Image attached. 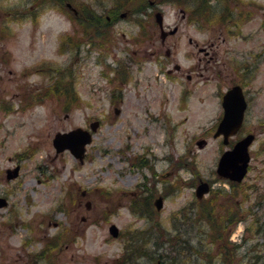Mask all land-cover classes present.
I'll return each mask as SVG.
<instances>
[{
	"label": "rangeland",
	"instance_id": "374dc122",
	"mask_svg": "<svg viewBox=\"0 0 264 264\" xmlns=\"http://www.w3.org/2000/svg\"><path fill=\"white\" fill-rule=\"evenodd\" d=\"M117 1L0 0V197L7 202L0 264H117L125 239L135 230L148 237L155 222L159 253L168 252L164 240L176 228L224 264L221 245L195 220L196 205L214 194L228 210L236 195L233 212L238 203L243 218L224 226L229 264H264V0H230L220 20L191 17L198 0H149L144 11L134 6L140 0H123L114 19ZM84 4L106 16V28L86 22ZM235 83L248 107L231 143L246 132L255 137L248 171L233 189L215 170L231 143L213 132L222 93ZM78 126L92 132L82 162L52 143ZM199 179L212 186L202 201L194 195ZM147 191L152 199L165 194L152 218L130 208L131 197ZM183 258L206 264L199 254Z\"/></svg>",
	"mask_w": 264,
	"mask_h": 264
},
{
	"label": "trees",
	"instance_id": "16d2710c",
	"mask_svg": "<svg viewBox=\"0 0 264 264\" xmlns=\"http://www.w3.org/2000/svg\"><path fill=\"white\" fill-rule=\"evenodd\" d=\"M65 1V0H60ZM229 1L230 0H198V3H196L195 9L192 7L191 11L189 12L190 16L193 15L198 16L200 18H203L205 20H212L216 16L220 19H223L224 16H226V12L229 13L228 7H229ZM124 5L123 0H118L114 4V14L112 18H117L119 15L120 8ZM149 0H140L136 5V7H140V11L146 10L150 6ZM213 5V6H212ZM84 15L89 18V21H86L88 24L90 23L92 28H96V26H99L101 24V28H106L103 24L104 22H107L106 16L99 15L94 9L90 8L89 5L84 4ZM132 14L133 11H130ZM128 15H131V14ZM230 14V13H229ZM228 16V15H227ZM140 20V19H139ZM81 22V21H80ZM143 31V30H142ZM57 87H55V90L62 89V86L59 84H56ZM60 88V89H59ZM53 91V90H52ZM69 96V95H68ZM71 96V95H70ZM70 99H73L71 96ZM143 159V158H142ZM145 160H142L143 163ZM232 187L234 189V186H236L234 183H231ZM151 191H147L146 194H139L137 197H131V204L130 208L133 212H138L141 215H144L148 218H150L153 214H157L155 211L153 204H152V197L153 194H150ZM231 194V193H230ZM234 194H237V191H234ZM229 198V193H228ZM236 196V195H234ZM231 200V209L228 210L227 205H223V209H220L217 207L216 201L218 199L217 195L214 194L212 199L209 197L206 199V202H201L198 205H196L195 213H197V218L195 220L202 221L206 225L207 231H205V234L208 236V241L210 243H216L218 241L219 245H221V254L224 255L225 260L220 259V263L229 264L230 256H231V249L227 248V244L229 243V240L227 238H223V230L224 226L231 224L233 222L240 221L243 219L242 217L238 216V212L240 211L238 206V203L236 205L235 211L233 212V198ZM205 199V198H204ZM203 200V199H202ZM200 200V201H202ZM228 210L225 212L224 210ZM221 211V213H218ZM224 211V212H223ZM245 213V211H244ZM152 218V217H151ZM157 224L156 222L154 223ZM154 224H151L148 230V234H146L148 237H145L143 235L144 230H135L134 235L136 237L126 238V235L121 233V236H124L125 243L123 246V253L121 255V260H116L115 262L117 264H142L140 259L146 256L148 259L153 260L155 262H159L158 264H186V260L183 258L184 255H197L199 254L203 261L206 264H215L217 262V258L213 257L212 252L206 247L200 248L199 246H195L191 244V236H188L186 238H180L182 232L177 230L175 228L174 235L171 237L169 234L167 235V239L165 238L164 241L169 243V249L167 253H159L160 245L157 244V242L152 241V234L150 233V230L159 229V225L154 226ZM261 224L256 225V229L258 231H261ZM164 229V228H162ZM161 229V230H162ZM165 233V232H164ZM215 234L213 237L212 235ZM207 240V238H206ZM155 245V249H148L147 245L152 244ZM235 250H238L239 246L233 244L232 245ZM220 253V252H219ZM155 254V255H154ZM118 261V262H117Z\"/></svg>",
	"mask_w": 264,
	"mask_h": 264
},
{
	"label": "water",
	"instance_id": "95a60500",
	"mask_svg": "<svg viewBox=\"0 0 264 264\" xmlns=\"http://www.w3.org/2000/svg\"><path fill=\"white\" fill-rule=\"evenodd\" d=\"M163 15L161 12L155 13V20L159 27L161 28V33L163 35L164 30L162 27ZM175 29L170 32H174ZM221 104L223 107V114L220 121L217 124L214 136L222 135V142L227 144L229 142V136L236 133L239 127L242 124L244 111L246 109L247 103L245 96L242 90V87L238 84L233 85L229 88L223 95ZM115 113L118 112V109H114ZM91 128H95L96 123H91ZM254 135L249 133L242 138H240L231 149H227L222 152L219 157L216 172L225 178L231 180L240 181L246 174L248 162L250 159L249 155V145L253 141ZM91 139V135L87 130H84L80 127L71 129L66 132H57L53 139L52 143L56 151H62L65 148H68L71 153L82 160L85 144L88 143ZM204 141H198V144L201 146ZM18 166L13 170L7 171V177L12 178L17 176ZM209 190V184L206 181H201L195 190L197 197H202L204 193ZM6 204V200L3 197H0V206ZM154 205L156 209H160L162 206V197L158 196L154 200ZM109 232L112 236L118 235V228L111 224L109 226Z\"/></svg>",
	"mask_w": 264,
	"mask_h": 264
},
{
	"label": "flooded vegetation",
	"instance_id": "af4514ba",
	"mask_svg": "<svg viewBox=\"0 0 264 264\" xmlns=\"http://www.w3.org/2000/svg\"><path fill=\"white\" fill-rule=\"evenodd\" d=\"M175 32H176V31H175ZM206 53H207V51H206ZM166 55H169V50L166 51ZM179 69H180L179 66H175V70H179ZM186 77H187L188 79H190V78L192 77V75L187 74ZM184 91H186V88H184ZM143 157H144V155H143ZM209 183H210V186H211V182H209ZM211 188H212V186H211ZM237 207H239V205H238ZM190 210H192V209H190ZM233 244L239 246L238 243L233 242Z\"/></svg>",
	"mask_w": 264,
	"mask_h": 264
},
{
	"label": "bare ground",
	"instance_id": "6f19581e",
	"mask_svg": "<svg viewBox=\"0 0 264 264\" xmlns=\"http://www.w3.org/2000/svg\"><path fill=\"white\" fill-rule=\"evenodd\" d=\"M142 160H144V159H141V162H142ZM145 161H147V160H145ZM142 164H143V163H142ZM161 196L165 198V194H164V193L161 194Z\"/></svg>",
	"mask_w": 264,
	"mask_h": 264
}]
</instances>
